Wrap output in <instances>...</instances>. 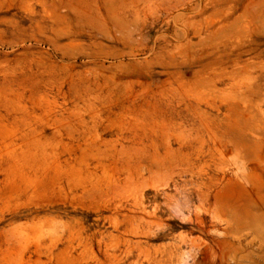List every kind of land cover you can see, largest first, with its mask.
<instances>
[{"label":"rangeland","instance_id":"obj_1","mask_svg":"<svg viewBox=\"0 0 264 264\" xmlns=\"http://www.w3.org/2000/svg\"><path fill=\"white\" fill-rule=\"evenodd\" d=\"M0 264H264V0H0Z\"/></svg>","mask_w":264,"mask_h":264}]
</instances>
